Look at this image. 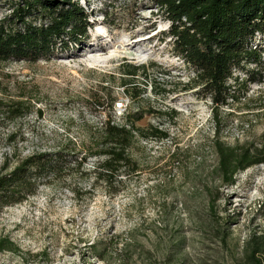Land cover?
Listing matches in <instances>:
<instances>
[{
	"label": "rangeland",
	"instance_id": "obj_1",
	"mask_svg": "<svg viewBox=\"0 0 264 264\" xmlns=\"http://www.w3.org/2000/svg\"><path fill=\"white\" fill-rule=\"evenodd\" d=\"M17 2L0 0V18ZM79 4L94 14L82 47L35 63L0 64V100H21L29 108L13 122L0 113V166L12 168L67 140L78 158L86 157L80 170L72 164L70 172L45 178L26 201L0 211V237L16 247L0 252V264H245L249 235L264 230V163L237 173L234 186L222 185L211 103L197 86L185 87L194 73L160 36L167 23L154 0ZM120 42L125 53L104 65L86 63L107 58ZM254 45L263 48L264 37ZM136 51L146 59L136 60ZM124 64L147 66L148 84L138 77L137 87L122 86L118 69ZM131 88L142 90L138 99L125 94ZM237 96V103L218 111L219 139L228 147L257 144L264 130V78ZM119 102L121 115L113 109ZM148 108L158 114L135 127L146 135L156 128L166 137L137 135L130 151L136 172L121 169L106 188L94 173L103 157L88 156L89 146L109 117L124 124L126 112Z\"/></svg>",
	"mask_w": 264,
	"mask_h": 264
},
{
	"label": "trees",
	"instance_id": "obj_2",
	"mask_svg": "<svg viewBox=\"0 0 264 264\" xmlns=\"http://www.w3.org/2000/svg\"><path fill=\"white\" fill-rule=\"evenodd\" d=\"M79 1L20 0L12 4L8 14L0 18V64L10 61L35 63L55 52L82 47L89 37L88 30L93 24L90 18L94 14L81 7ZM154 2L157 12L167 23L166 31L160 36L168 39L172 54L194 73L185 87L197 86L201 97L211 103L217 134L212 143L217 158L216 173L222 185L232 187L237 173L264 163V130L257 144L234 147L220 141L218 130L219 109L237 103V92L245 96L250 84L263 82L264 47L258 48L254 41L256 37H264V0ZM118 70L121 85L126 88L137 87L138 77L142 78V84H148L145 65L124 64ZM131 90L127 89L125 94L132 100L138 99L142 90ZM28 110L21 100H0V113L7 121H15ZM151 114L158 112L152 108L126 112L122 116L124 124L115 123L111 117L105 120L88 148V156L103 157L94 167L97 182L109 189L121 169L136 172L130 151L137 135L141 138L166 137L156 128H150L146 135L135 127V122ZM74 151L73 143L67 140L56 150L25 156L12 168L4 162L0 166V211L26 201L45 178L70 172L72 164L80 170L86 157L78 158ZM228 225L230 223L226 231ZM15 249L9 238L0 237V252ZM244 251L245 264H264V230L249 235Z\"/></svg>",
	"mask_w": 264,
	"mask_h": 264
},
{
	"label": "bare ground",
	"instance_id": "obj_3",
	"mask_svg": "<svg viewBox=\"0 0 264 264\" xmlns=\"http://www.w3.org/2000/svg\"><path fill=\"white\" fill-rule=\"evenodd\" d=\"M112 49L109 50L108 54H107V58L106 57H91V58H87L86 63L89 65H97V64H103L106 63V59L111 58V57H116L117 55H119L120 53H125V49H124V45L122 44V42H120L119 44H114L111 46ZM134 52V51H133ZM129 53V52H128ZM96 55V54H95ZM132 56V55H131ZM134 57L136 60L138 61H142L144 59H146V55L145 53L143 54L140 51H136L134 54ZM104 65V64H103Z\"/></svg>",
	"mask_w": 264,
	"mask_h": 264
},
{
	"label": "built area",
	"instance_id": "obj_4",
	"mask_svg": "<svg viewBox=\"0 0 264 264\" xmlns=\"http://www.w3.org/2000/svg\"><path fill=\"white\" fill-rule=\"evenodd\" d=\"M113 109L117 115H121L122 112L124 111V106H123L122 102H119V103L114 104Z\"/></svg>",
	"mask_w": 264,
	"mask_h": 264
}]
</instances>
